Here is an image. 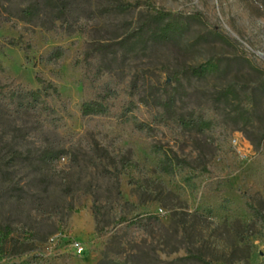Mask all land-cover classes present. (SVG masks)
<instances>
[{
	"label": "rangeland",
	"instance_id": "374dc122",
	"mask_svg": "<svg viewBox=\"0 0 264 264\" xmlns=\"http://www.w3.org/2000/svg\"><path fill=\"white\" fill-rule=\"evenodd\" d=\"M0 64V264H264V0H0Z\"/></svg>",
	"mask_w": 264,
	"mask_h": 264
},
{
	"label": "trees",
	"instance_id": "16d2710c",
	"mask_svg": "<svg viewBox=\"0 0 264 264\" xmlns=\"http://www.w3.org/2000/svg\"><path fill=\"white\" fill-rule=\"evenodd\" d=\"M182 15L180 13H175V12H172L170 10H165V9H162V8H156L155 10V14L152 16L153 18H156V19H159V20H166L167 23L162 26V35L164 36H168L170 32H173L175 30H181L182 28L179 27L178 25V18L181 17ZM192 17H195L197 19H203L202 17V13L201 12H197L195 14H192ZM181 29H179V28ZM214 31L217 35H219L220 37L222 38H225V36L218 30V28H214ZM15 41L12 39L9 44H12L14 43ZM102 47H105L106 46V43L105 44H102L101 45ZM54 56H59V54H61V49H56L54 51ZM53 54V53H52ZM53 56V55H52ZM1 64H0V68H1ZM193 71H195L196 73L200 74L201 72H204V70L202 69H196V68H193ZM259 72H263V70H259ZM42 82V80H40ZM52 85L51 84H47V85H44L43 88H37V89H29L28 91H25L24 92V95H26V97L28 99H31V101H38L41 99L42 93H45L47 92L48 88H50ZM100 107V103L98 101H92L91 103H84L82 105V109H83V112L84 114H90L92 113L93 111H96ZM161 169H163V171L167 172V173H171L172 170L174 169V165H175V162L174 160L171 159V157L167 158V159H164L161 161ZM126 220V219H124ZM97 264H115L114 261H107V259L105 257L101 258Z\"/></svg>",
	"mask_w": 264,
	"mask_h": 264
}]
</instances>
